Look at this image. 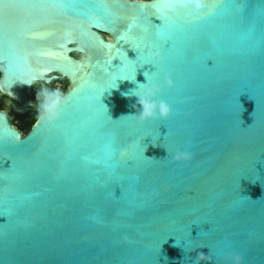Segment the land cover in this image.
<instances>
[{
  "label": "water",
  "instance_id": "water-1",
  "mask_svg": "<svg viewBox=\"0 0 264 264\" xmlns=\"http://www.w3.org/2000/svg\"><path fill=\"white\" fill-rule=\"evenodd\" d=\"M55 81L0 109V264H264V0H0V101Z\"/></svg>",
  "mask_w": 264,
  "mask_h": 264
},
{
  "label": "clouds",
  "instance_id": "clouds-1",
  "mask_svg": "<svg viewBox=\"0 0 264 264\" xmlns=\"http://www.w3.org/2000/svg\"><path fill=\"white\" fill-rule=\"evenodd\" d=\"M34 80L35 77H33V81ZM31 82L32 81H29L28 83ZM48 83H50V81H48ZM165 83L168 87L173 85V81L167 77L165 79ZM139 88H143V90L138 91L137 89ZM137 89L132 92V95L138 98L137 104L140 106V111L136 115H138L140 122L143 123L147 120L157 118L167 119L170 116L172 112L171 106L165 100L156 99V97L163 91L160 85L152 84L151 86H148L147 83H140ZM0 91H3V89H0ZM38 101L39 107L37 110V122L55 124L62 117V109L68 101V95L67 93L62 92L59 88L49 89L44 87L38 93ZM17 138L20 139L22 137L18 136ZM173 159L177 162L190 161L192 159V153L187 150L177 149ZM203 247V245L200 246V248ZM192 251H195V249ZM211 259L212 257L210 255H205L203 252H199L195 257V262L196 264H201L203 261L210 262ZM223 259L224 264H241L242 261V257L239 254H228Z\"/></svg>",
  "mask_w": 264,
  "mask_h": 264
},
{
  "label": "rangeland",
  "instance_id": "rangeland-1",
  "mask_svg": "<svg viewBox=\"0 0 264 264\" xmlns=\"http://www.w3.org/2000/svg\"><path fill=\"white\" fill-rule=\"evenodd\" d=\"M67 87L68 86L63 88V85L55 84L53 89L59 88L62 92H65ZM33 100L35 102L34 104H36V107L30 109V112L27 114V115H32L31 118H28L25 115H19L16 112H14L13 110L9 109L8 107L4 108L10 114L12 119L19 120V125H17V126L20 127L23 134H26V131L23 127L24 124L26 122H28V120L31 121L32 119L37 117V110L39 107V101H38V95L36 93L33 94Z\"/></svg>",
  "mask_w": 264,
  "mask_h": 264
},
{
  "label": "flooded vegetation",
  "instance_id": "flooded-vegetation-1",
  "mask_svg": "<svg viewBox=\"0 0 264 264\" xmlns=\"http://www.w3.org/2000/svg\"><path fill=\"white\" fill-rule=\"evenodd\" d=\"M102 35H103V37H104L105 39H108V35H107V34H102ZM55 84H61V85H63V88L66 87V86H68V82H67V81H55V82L52 83V85H50V86H47V85H46L45 87H47V88H49V89H53ZM43 87H44L43 85H41V84H37V85L35 86V88H34V93H36V94L38 95L39 91H40ZM34 103H35V102H34ZM5 107H7L6 104H5V102H4L3 100H1V101H0V109H4ZM35 107H36V104H35ZM37 118H38V116L35 118L33 124L35 123V121L37 120ZM28 121H29V120H28ZM11 122H12L13 124H16V127H17L18 129H20V127L17 126V121H16V120H13V119L11 118ZM30 129H31V128H30ZM20 130H21V129H20ZM21 132H22V131H21ZM26 133H28V132H26ZM23 135H25V134H23Z\"/></svg>",
  "mask_w": 264,
  "mask_h": 264
},
{
  "label": "trees",
  "instance_id": "trees-1",
  "mask_svg": "<svg viewBox=\"0 0 264 264\" xmlns=\"http://www.w3.org/2000/svg\"><path fill=\"white\" fill-rule=\"evenodd\" d=\"M35 118L32 119L31 121H28L24 124V129L26 132H28L30 130V128L33 126V122H34Z\"/></svg>",
  "mask_w": 264,
  "mask_h": 264
},
{
  "label": "snow or ice",
  "instance_id": "snow-or-ice-1",
  "mask_svg": "<svg viewBox=\"0 0 264 264\" xmlns=\"http://www.w3.org/2000/svg\"><path fill=\"white\" fill-rule=\"evenodd\" d=\"M197 6L200 7V6H202V5L198 3Z\"/></svg>",
  "mask_w": 264,
  "mask_h": 264
}]
</instances>
